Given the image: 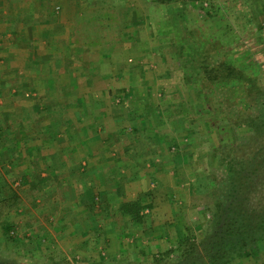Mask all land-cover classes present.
Instances as JSON below:
<instances>
[{"label":"rangeland","instance_id":"obj_1","mask_svg":"<svg viewBox=\"0 0 264 264\" xmlns=\"http://www.w3.org/2000/svg\"><path fill=\"white\" fill-rule=\"evenodd\" d=\"M102 1L109 8H105V16L93 18V25L105 28L109 37L115 35L117 39L118 31L122 32L115 58L119 62L122 59L128 62L118 67L123 79L113 80L111 86L119 88L122 96L124 91L134 96L133 99L123 96L125 99L120 98L116 102V105L125 107V101L130 113L124 124L118 125L126 131L119 132L121 142L116 143L114 150L122 154L127 148L123 147L124 143L129 144L131 149H127L131 152L126 155L129 161L124 164L134 170L135 180L120 178L118 184L107 185V203L103 200L105 196H93L91 225L84 232L83 227H74L77 222H71L68 192L59 189L60 196L57 190L54 196L46 192L43 196L27 193L20 176L12 171L14 165L7 157L8 151L0 143V187L6 182L21 199L16 214L9 216L6 212L0 217V260L6 263L52 264L47 260L52 252L55 264L63 261L70 264H162L161 257L176 248L180 238L187 235L185 225L191 228V235L187 236L197 241L202 234L201 228L204 232L209 230L210 215L204 221L203 213L206 205H211L218 198L212 190L214 181L211 178L221 171L219 156L214 155V150L220 149L219 142L226 143L235 135L246 139L244 123H240L241 127L236 128V132L230 131L233 107L229 108L228 103L232 102L227 103L226 98L237 95L232 85L229 88L219 85H213L215 89L206 87L196 70V63L190 58L194 48L188 50L186 46L181 52L175 46L164 44V38L166 40L172 30L178 41L181 39L178 29H175L178 28L176 24L180 26L177 15L173 23L167 22L163 7L155 0ZM202 1V6H206L208 1ZM210 1L216 9L215 20L219 19L220 23L227 18L231 34L219 37L227 28L223 25L216 28L217 24L205 22L199 2L188 5L187 26L198 27L201 37L207 40L213 38L209 45L216 49L224 43L226 46L231 42L243 43L241 50L225 51L224 56L227 62L243 70L248 78H257L262 94L255 103H250L253 104L252 111L262 112L264 0ZM177 8L178 3L172 2L167 11L175 12ZM99 20H102L101 24ZM109 61L111 59L107 60V69L111 71ZM2 131L1 121L0 137ZM140 174L146 177L136 180ZM49 187L55 186L50 184ZM113 188L124 196L111 195ZM9 189L6 187L2 192L5 194ZM48 190L50 193V188ZM62 190L69 188L63 187ZM58 197L60 202L53 204ZM134 200H143V206L149 205L150 209L142 211L143 228L130 236L133 229L125 223L127 219L118 209L122 202ZM59 213L61 217H58ZM6 220L15 223L13 235H10L16 240L12 248L1 234V222ZM196 222H201L202 227L196 226ZM31 235H41L38 241L40 248L27 242L26 238ZM23 250L29 253L21 254ZM39 250L45 253L40 254ZM261 252L257 263L237 261L234 264H264V246ZM172 256L170 254L169 257Z\"/></svg>","mask_w":264,"mask_h":264},{"label":"crops","instance_id":"obj_2","mask_svg":"<svg viewBox=\"0 0 264 264\" xmlns=\"http://www.w3.org/2000/svg\"><path fill=\"white\" fill-rule=\"evenodd\" d=\"M105 8L102 0H0V143L27 193L68 192L71 222L84 232L96 194L107 203V185L135 180L124 164L129 144L122 154L114 150L130 113L116 102L134 96L111 86L128 62L115 58L122 32L117 39L93 25Z\"/></svg>","mask_w":264,"mask_h":264},{"label":"trees","instance_id":"obj_3","mask_svg":"<svg viewBox=\"0 0 264 264\" xmlns=\"http://www.w3.org/2000/svg\"><path fill=\"white\" fill-rule=\"evenodd\" d=\"M207 1L206 6H202V0H155L163 7L167 22L173 23L176 15L180 22V26L176 24L178 28H175L178 29L180 41L173 30L163 41L164 44L170 47L175 46L181 52L186 49V46L188 50L194 48L192 49L194 54L190 55V58L196 63V70L200 73L201 79L205 81L206 87L215 89L213 85H219L221 88H229L232 85L231 88L237 95L226 98L227 103L232 102L228 103L229 108L233 107V111H230V131L236 132V128L241 127L240 123H244L247 134L245 140L235 135L226 143L219 142L220 149L214 150L215 157L219 156L221 171L215 177L211 176L214 181L212 190L218 198L204 208L206 215L203 213L204 221H207L210 215L209 230L204 232L201 228L202 223L196 222V226L199 225L202 231L197 241L187 236L191 235V228L185 225L187 235L180 238L176 248L161 257L162 264H234L237 261L257 263L262 253L261 247L264 246V111H252L253 104L250 103V101L255 103L260 97L261 88L257 78H248L243 70L226 61L224 55L227 52L225 51L241 50L243 43L231 42L228 46L224 43L218 45L220 47L216 49L209 45V41L213 38L207 40L201 37L198 27L194 29V27L187 26L188 5L199 2L200 10L204 11L205 22L217 24L216 28H222V25L227 28V18L221 21L223 24L218 23L219 19L215 20L217 19L216 9L210 0ZM172 2H177L179 8L175 12H168ZM230 34V29L227 28L226 31L221 32L219 37ZM248 84L249 87L246 86ZM240 92L241 96H239ZM238 99L241 102L236 104L235 101ZM124 104L126 105V102ZM21 183L25 185L26 181L21 179ZM3 185L0 187V217L6 212L9 216L16 214L15 211L21 201L17 191L10 190L6 182ZM6 187L9 190L4 194L2 189ZM143 202V200H134L119 204L118 212L123 217L127 216L126 223L133 229L130 231V236L135 235V230L143 228L142 211L145 208L150 209L149 205L143 206ZM14 228V222L9 220L1 222V234L4 239L8 240L11 248L16 243L14 237L10 236ZM40 236L31 235L26 240L30 245L40 248L38 244ZM41 251L39 250L40 254ZM25 253L29 252L21 251V254ZM170 254L173 256L169 257ZM48 255V262L55 264L52 252ZM0 264L21 263H6L0 260ZM59 264H70V262L63 261Z\"/></svg>","mask_w":264,"mask_h":264}]
</instances>
